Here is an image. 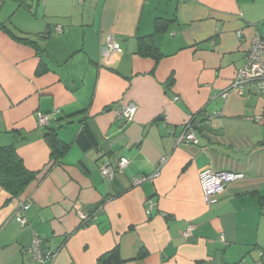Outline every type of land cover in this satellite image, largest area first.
Returning <instances> with one entry per match:
<instances>
[{"label": "crops", "instance_id": "0c3cea01", "mask_svg": "<svg viewBox=\"0 0 264 264\" xmlns=\"http://www.w3.org/2000/svg\"><path fill=\"white\" fill-rule=\"evenodd\" d=\"M256 33L264 38V0H3L0 148L14 145L37 176L17 198L0 187V264H34L26 252L34 236L55 253L52 264H95L113 249L123 264H256L264 95L254 84L229 90ZM108 34L122 52L106 63ZM144 37L153 55L138 53ZM128 104L136 112L124 123L115 114ZM56 112L37 125L39 113ZM187 122L196 145L176 144ZM49 130L70 145L58 162ZM119 157L127 168L103 179ZM163 157L154 180L133 185ZM221 171L243 178L207 203L200 175ZM23 204L25 225L15 220ZM83 210L95 214L85 225Z\"/></svg>", "mask_w": 264, "mask_h": 264}, {"label": "built area", "instance_id": "2783aa9c", "mask_svg": "<svg viewBox=\"0 0 264 264\" xmlns=\"http://www.w3.org/2000/svg\"><path fill=\"white\" fill-rule=\"evenodd\" d=\"M79 4H82L84 0H77ZM3 0H0V4ZM61 28H56L57 33H61ZM105 62L109 63L114 56L120 54L122 49L117 43L115 37L112 34H108L105 39L104 45ZM254 84L257 86L259 93L264 95V38L258 33L254 34L249 42V48L246 53L245 64L242 69L238 70L229 86V90L242 92L244 86ZM225 97V95H223ZM177 98H175L176 100ZM136 107L134 104H128L118 110L115 114L118 120L124 123L131 122L134 119ZM53 114H38L37 125L42 128L49 124V121L53 119ZM218 112L212 114H205V123L209 124L213 119L218 117ZM256 122H261L260 118L255 119ZM199 127V126H198ZM194 125L191 122L185 124L183 133L177 138L176 144H197V137L194 133ZM167 161V157H163L158 165L157 171L149 176H141L133 180V185L137 186L143 182L154 180L159 175V168ZM129 161L125 157H119L113 165H107L101 169V175L103 179L111 181L115 173H122L128 166ZM243 178L242 174L230 173V172H203L200 175V188L205 202L209 203L212 196L222 194L227 185L236 182ZM28 204L20 206L21 215L15 218L16 222L21 225L26 224V220L22 213L27 210ZM100 210V208H98ZM95 214L80 211L77 212V216L80 219V224L85 225L94 218ZM191 231V226L188 227L187 232ZM29 258L34 264H52L55 253H44L41 250V241L34 236L31 244L26 250ZM246 264L245 261H242ZM257 264H264V254L261 256V260Z\"/></svg>", "mask_w": 264, "mask_h": 264}, {"label": "trees", "instance_id": "16d2710c", "mask_svg": "<svg viewBox=\"0 0 264 264\" xmlns=\"http://www.w3.org/2000/svg\"><path fill=\"white\" fill-rule=\"evenodd\" d=\"M159 25L160 24H157V26ZM157 26H155V31L160 30ZM154 51L155 49L151 44L150 37H144L139 39L138 53L140 55H153L152 53ZM57 114L58 112L54 114V119L56 118ZM70 118L71 117L67 119ZM67 123L70 122L67 121L66 124ZM47 126L42 128H46ZM85 128L86 127L83 128V130L78 134L75 140V142L81 147H84V145L86 144L85 141L88 132ZM54 136V133L50 130L45 135V137L49 141L51 157L53 161L58 162L68 151L70 145L60 141ZM36 176L37 173L30 172L24 167L21 159L16 154V148L14 145H9L0 148V187L5 190L12 198H17L21 194H23V192L28 188V186L35 180ZM95 264H123V261L119 257L118 250L113 249L112 251L100 256Z\"/></svg>", "mask_w": 264, "mask_h": 264}]
</instances>
